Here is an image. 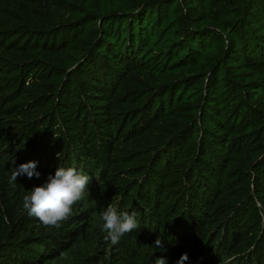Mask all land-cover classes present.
Segmentation results:
<instances>
[{
	"label": "trees",
	"instance_id": "1",
	"mask_svg": "<svg viewBox=\"0 0 264 264\" xmlns=\"http://www.w3.org/2000/svg\"><path fill=\"white\" fill-rule=\"evenodd\" d=\"M58 167L90 194L56 229L22 198ZM248 182L264 196V0H0V264H261ZM108 206L139 222L118 245Z\"/></svg>",
	"mask_w": 264,
	"mask_h": 264
},
{
	"label": "clouds",
	"instance_id": "2",
	"mask_svg": "<svg viewBox=\"0 0 264 264\" xmlns=\"http://www.w3.org/2000/svg\"><path fill=\"white\" fill-rule=\"evenodd\" d=\"M18 176H26L29 180L39 179L41 173L37 171V162L21 163L11 174V181ZM90 177L78 172L74 167H58L54 175L49 174L46 182L35 186L30 193L22 198V207L30 216H34L49 228L59 229L64 222L73 215L74 206L89 195L88 185ZM102 230L107 233L106 239L112 245H118L126 234L139 229L136 213L118 212L116 208L108 206L101 213ZM156 248L165 249V241L156 238ZM189 260L187 253H183L176 264H184ZM154 264H168L167 257H157Z\"/></svg>",
	"mask_w": 264,
	"mask_h": 264
},
{
	"label": "rangeland",
	"instance_id": "3",
	"mask_svg": "<svg viewBox=\"0 0 264 264\" xmlns=\"http://www.w3.org/2000/svg\"><path fill=\"white\" fill-rule=\"evenodd\" d=\"M200 129V127H199ZM194 134V137L196 138V144L194 145V151L196 152L198 150V144L200 142H204V139L205 141H207V138L204 137V134L202 133L201 130H196ZM204 137V138H202ZM210 139V138H208ZM207 143H210L207 141ZM261 184V182H258ZM258 183H255V185H252V183H249L248 182V191H249V194H251L253 197H252V200L249 202V200H245L244 203H243V206L244 204L246 203V205L244 206V210L242 209V212H246L244 215L247 216L246 217V224H245V227H244V232H245V235L246 236H249V237H253L251 238V240H254V239H258V237L256 236H251L250 234L253 233L254 230H256V227L257 225H255V218L257 216L260 217V222H258L260 225H259V228L260 227H263L264 228V196H258L254 193V189H260L263 187V185L261 184V186H259ZM229 190V193H231L232 195L233 194H240L243 196H246L245 195V188L243 190V186L242 185H238L237 181L235 182H232L231 186L228 188ZM227 199L225 198V200L223 201V203L225 204H228V200L226 201ZM238 204V203H236ZM260 232V230H256V233ZM258 235V234H257ZM260 240H261V244H259L258 248H259V252H263L262 250L264 249V234L262 236L259 237ZM236 241H234L232 243V246H231V249H233L235 247V244ZM258 245V244H257ZM257 245L255 246L254 245V249L256 250L257 249ZM250 251L249 253L252 255L253 254V246L250 247ZM252 251V253H251ZM248 255L245 256L244 259H239L238 257V254L237 253H229V255H226V256H222V255H219L215 258V260H221L223 259L224 262H221L222 264H241V262L243 261L244 263L243 264H248L249 263V260L250 259H246ZM251 258V257H250ZM252 259V258H251ZM233 261V262H231ZM252 264V263H251ZM261 264H264V255H263V258L261 260Z\"/></svg>",
	"mask_w": 264,
	"mask_h": 264
}]
</instances>
